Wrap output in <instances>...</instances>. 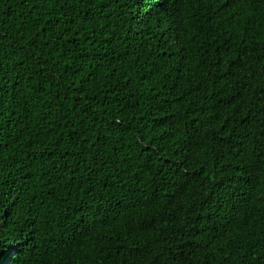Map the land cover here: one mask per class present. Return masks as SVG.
I'll list each match as a JSON object with an SVG mask.
<instances>
[{
  "label": "trees",
  "instance_id": "1",
  "mask_svg": "<svg viewBox=\"0 0 264 264\" xmlns=\"http://www.w3.org/2000/svg\"><path fill=\"white\" fill-rule=\"evenodd\" d=\"M8 264H264V0H0Z\"/></svg>",
  "mask_w": 264,
  "mask_h": 264
},
{
  "label": "snow or ice",
  "instance_id": "2",
  "mask_svg": "<svg viewBox=\"0 0 264 264\" xmlns=\"http://www.w3.org/2000/svg\"><path fill=\"white\" fill-rule=\"evenodd\" d=\"M3 217H0V224H3ZM4 232L3 228L0 227V241L3 240ZM11 245L0 243V264H8L9 259L12 256V253L10 252Z\"/></svg>",
  "mask_w": 264,
  "mask_h": 264
}]
</instances>
